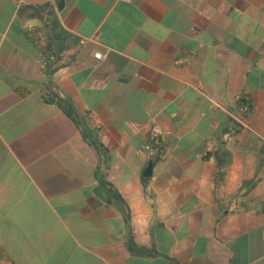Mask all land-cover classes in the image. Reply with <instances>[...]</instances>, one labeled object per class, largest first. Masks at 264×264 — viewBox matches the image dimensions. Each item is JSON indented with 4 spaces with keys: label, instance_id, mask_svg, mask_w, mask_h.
<instances>
[{
    "label": "crops",
    "instance_id": "crops-1",
    "mask_svg": "<svg viewBox=\"0 0 264 264\" xmlns=\"http://www.w3.org/2000/svg\"><path fill=\"white\" fill-rule=\"evenodd\" d=\"M59 1L0 0V247L14 264H264V0ZM45 4L72 37L46 72L48 21L21 15ZM131 230L163 256L131 254Z\"/></svg>",
    "mask_w": 264,
    "mask_h": 264
},
{
    "label": "trees",
    "instance_id": "trees-1",
    "mask_svg": "<svg viewBox=\"0 0 264 264\" xmlns=\"http://www.w3.org/2000/svg\"><path fill=\"white\" fill-rule=\"evenodd\" d=\"M21 15L27 18H38L40 20L48 21L47 23L49 24L50 34L47 38V50L53 60L58 59L59 55L69 47L72 37L68 33H66V31L58 21L55 6L50 4L41 6H24L21 9ZM59 105L76 123H79L78 117L71 105L63 101H59ZM238 105L241 108L249 107V109L251 110L250 112H252L253 110V100L248 95H242L241 97H239ZM238 125L239 124H236V126ZM84 135L85 138L89 139V135L86 133V131H84ZM218 160L221 168L218 175V180L221 181L226 174L225 167L232 161V155L229 151L222 150L218 153ZM97 178L99 180V187L97 189V192L101 196L105 197L108 200L115 199L125 203L121 193L114 188L112 183L107 181L104 175L99 173L97 175ZM125 213L127 220L130 223L131 214L128 207ZM127 248L131 254L138 255L144 258H155L163 256V254L155 246H143L138 244L135 240V234L132 230L127 241Z\"/></svg>",
    "mask_w": 264,
    "mask_h": 264
},
{
    "label": "built area",
    "instance_id": "built-area-1",
    "mask_svg": "<svg viewBox=\"0 0 264 264\" xmlns=\"http://www.w3.org/2000/svg\"><path fill=\"white\" fill-rule=\"evenodd\" d=\"M47 39L41 38L39 40L41 50H42V57H41V68L44 72H46L50 66L52 57L49 54L47 50ZM84 41H82L83 43ZM97 58L102 59L103 54L102 53H97ZM240 117L237 119L238 121V126H235L233 128L228 129L224 133V140L228 141L232 139L239 131H241L246 125H245V120L246 117L251 113L249 107H243L241 108L239 106L238 108ZM248 114V115H247ZM162 148V132L161 129L158 125H154L152 127V131L149 137V140L145 143V145L142 147V151L149 154L153 155L156 152H160ZM0 264H14L12 259L6 254V252L0 247Z\"/></svg>",
    "mask_w": 264,
    "mask_h": 264
},
{
    "label": "water",
    "instance_id": "water-1",
    "mask_svg": "<svg viewBox=\"0 0 264 264\" xmlns=\"http://www.w3.org/2000/svg\"><path fill=\"white\" fill-rule=\"evenodd\" d=\"M64 5H65V0H60L59 3H58V7L60 10H63L64 8ZM153 163L151 162L149 164V166L147 167L146 171H145V177H151L152 174H153Z\"/></svg>",
    "mask_w": 264,
    "mask_h": 264
}]
</instances>
